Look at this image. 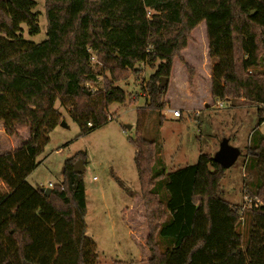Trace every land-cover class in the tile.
I'll return each instance as SVG.
<instances>
[{
  "label": "trees",
  "instance_id": "trees-1",
  "mask_svg": "<svg viewBox=\"0 0 264 264\" xmlns=\"http://www.w3.org/2000/svg\"><path fill=\"white\" fill-rule=\"evenodd\" d=\"M36 6L0 0V125L10 137L28 131L19 147L0 153V183L7 188L0 192V264H99L97 245L86 235L84 178L74 173L86 157L67 160L50 197L27 179L62 121L58 100L85 136L112 120L109 108L127 101L115 84L139 81L143 64H158L132 141L148 264H264V0H45L47 40L39 44L22 37L23 25L40 33ZM201 23L213 102L257 107L245 168L247 194L261 205L242 213L225 199L226 172L211 155L167 173L162 146L143 135L147 116L164 121L161 79L170 77ZM83 56L96 58L93 69L82 68Z\"/></svg>",
  "mask_w": 264,
  "mask_h": 264
},
{
  "label": "rangeland",
  "instance_id": "rangeland-1",
  "mask_svg": "<svg viewBox=\"0 0 264 264\" xmlns=\"http://www.w3.org/2000/svg\"><path fill=\"white\" fill-rule=\"evenodd\" d=\"M34 1L40 33L31 35L23 25L22 37L39 44L47 40L45 0ZM180 56L175 60L165 86L164 121L160 123L154 114L147 116L143 135L162 146L159 159L166 165L167 173L196 164L201 154L214 157L222 140L228 139L231 146L240 150V155L235 164L225 170V199L241 209L249 208L253 203L261 205L259 199L247 194L250 172L245 168L246 148L258 124L257 107L242 102L236 107L213 102L205 23L193 31ZM96 63V58H82L84 70L93 69ZM186 65L191 67L193 74L190 84ZM141 67L143 74L139 81L131 77L115 84L127 94V101L109 108L108 115L112 120L85 136H80L78 124L58 100L55 107L62 113V121L50 134V142L37 160V169L27 179L34 188H51L49 183H62L67 160L78 154L86 157L83 174L87 201L86 235L97 245L99 264H148L150 256L146 246L149 232L146 209L132 141L138 134L137 111L149 103L145 85L158 64L153 68L146 64ZM173 110H179L180 117H174L170 113ZM259 131L264 134V124ZM27 137L28 131L10 137L0 125V153L19 147ZM6 191L0 183V192ZM241 230L246 240L247 231L243 227Z\"/></svg>",
  "mask_w": 264,
  "mask_h": 264
},
{
  "label": "water",
  "instance_id": "water-1",
  "mask_svg": "<svg viewBox=\"0 0 264 264\" xmlns=\"http://www.w3.org/2000/svg\"><path fill=\"white\" fill-rule=\"evenodd\" d=\"M167 82L168 78H162L160 84L161 87L165 88ZM239 155L240 150L236 147L231 146L228 139H223L220 144L219 151L214 155L213 160L226 170L235 164ZM84 172L85 168L83 160H78L74 164V173L78 175H83ZM41 192L44 193L46 197H50L52 193V188H42Z\"/></svg>",
  "mask_w": 264,
  "mask_h": 264
},
{
  "label": "built area",
  "instance_id": "built-area-1",
  "mask_svg": "<svg viewBox=\"0 0 264 264\" xmlns=\"http://www.w3.org/2000/svg\"><path fill=\"white\" fill-rule=\"evenodd\" d=\"M91 59L93 60L94 58H91ZM260 108L264 109V104L261 105ZM170 113H172L174 117H180V115H181L179 110H173V111H170ZM263 124H264V123H263ZM93 180H96V178H93ZM53 186H54V185H53L52 183L49 184V187L53 188ZM244 208H245V207H243V208L241 209V213L243 212Z\"/></svg>",
  "mask_w": 264,
  "mask_h": 264
},
{
  "label": "crops",
  "instance_id": "crops-1",
  "mask_svg": "<svg viewBox=\"0 0 264 264\" xmlns=\"http://www.w3.org/2000/svg\"><path fill=\"white\" fill-rule=\"evenodd\" d=\"M94 178H96V177H94ZM50 184V183H49Z\"/></svg>",
  "mask_w": 264,
  "mask_h": 264
}]
</instances>
